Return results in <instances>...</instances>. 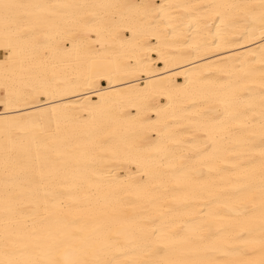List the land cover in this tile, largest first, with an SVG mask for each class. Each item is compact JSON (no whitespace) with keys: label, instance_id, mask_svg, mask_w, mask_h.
Returning <instances> with one entry per match:
<instances>
[{"label":"bare ground","instance_id":"bare-ground-1","mask_svg":"<svg viewBox=\"0 0 264 264\" xmlns=\"http://www.w3.org/2000/svg\"><path fill=\"white\" fill-rule=\"evenodd\" d=\"M0 264H264V0H0Z\"/></svg>","mask_w":264,"mask_h":264},{"label":"rangeland","instance_id":"rangeland-1","mask_svg":"<svg viewBox=\"0 0 264 264\" xmlns=\"http://www.w3.org/2000/svg\"><path fill=\"white\" fill-rule=\"evenodd\" d=\"M103 84L105 85V83H103ZM34 175H36V173H35ZM45 175H46V173H45V172H43V173H41V175H40V176L44 177Z\"/></svg>","mask_w":264,"mask_h":264}]
</instances>
